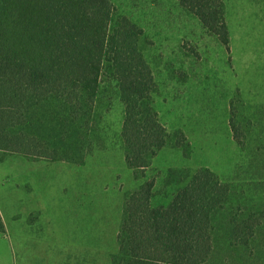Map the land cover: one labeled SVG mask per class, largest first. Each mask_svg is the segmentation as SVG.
<instances>
[{
    "label": "rangeland",
    "instance_id": "374dc122",
    "mask_svg": "<svg viewBox=\"0 0 264 264\" xmlns=\"http://www.w3.org/2000/svg\"><path fill=\"white\" fill-rule=\"evenodd\" d=\"M113 1L143 29L156 111L173 142L183 135L187 145L161 150L138 182L117 84L104 82L84 164L0 152V264H112L126 195L149 180L166 188L172 171L208 168L231 188L214 222L215 264L228 254L230 215L264 208V0H224L229 46L177 0Z\"/></svg>",
    "mask_w": 264,
    "mask_h": 264
},
{
    "label": "trees",
    "instance_id": "16d2710c",
    "mask_svg": "<svg viewBox=\"0 0 264 264\" xmlns=\"http://www.w3.org/2000/svg\"><path fill=\"white\" fill-rule=\"evenodd\" d=\"M177 2L229 46L224 0ZM143 36L113 0H0V152L84 164L109 80L125 109V160L138 182L161 150L186 146L183 135L173 142L156 111ZM170 174L176 178L164 189L149 180L126 195L112 264H215L214 222L231 188L208 168ZM228 220V254L219 264H264V208ZM0 233H6L1 211Z\"/></svg>",
    "mask_w": 264,
    "mask_h": 264
},
{
    "label": "crops",
    "instance_id": "0c3cea01",
    "mask_svg": "<svg viewBox=\"0 0 264 264\" xmlns=\"http://www.w3.org/2000/svg\"><path fill=\"white\" fill-rule=\"evenodd\" d=\"M1 234V233H0Z\"/></svg>",
    "mask_w": 264,
    "mask_h": 264
}]
</instances>
